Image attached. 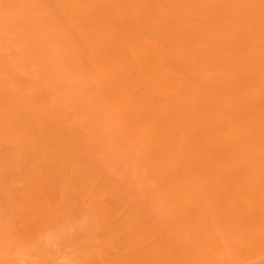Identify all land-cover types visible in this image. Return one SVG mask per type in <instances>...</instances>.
<instances>
[{
    "label": "bare ground",
    "instance_id": "obj_1",
    "mask_svg": "<svg viewBox=\"0 0 264 264\" xmlns=\"http://www.w3.org/2000/svg\"><path fill=\"white\" fill-rule=\"evenodd\" d=\"M0 264H264V0H0Z\"/></svg>",
    "mask_w": 264,
    "mask_h": 264
}]
</instances>
